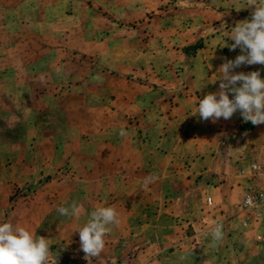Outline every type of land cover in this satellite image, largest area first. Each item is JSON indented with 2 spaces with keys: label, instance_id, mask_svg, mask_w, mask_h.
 <instances>
[{
  "label": "rangeland",
  "instance_id": "rangeland-1",
  "mask_svg": "<svg viewBox=\"0 0 264 264\" xmlns=\"http://www.w3.org/2000/svg\"><path fill=\"white\" fill-rule=\"evenodd\" d=\"M246 2L0 0V223L45 237L57 264H264V223L257 232L243 226L235 215L238 196L218 188L225 180L231 188L245 184L236 172L250 160V135H239L236 126L227 129L230 136L220 135L211 128L224 118L202 120L195 112L191 126L211 130L185 146L181 129L170 135L166 108L188 114L187 103L177 110L172 97H192L198 104L219 91V80L205 92L196 89L202 83H190L192 67H199L194 57L200 49L241 54L230 50L229 34L237 22L251 19L252 8L236 10ZM96 39L130 60L120 67L127 74L125 94L152 97L150 105L159 107L144 113L135 103L129 107L136 112L126 119L110 114L117 98L112 85L119 82L108 78L109 55L102 64L90 53ZM140 49L156 55L160 82L152 89L135 78L133 56ZM183 55L190 59L185 69ZM242 66L245 74L259 70L264 79V65ZM183 72L189 86L180 82ZM256 136L264 137V130ZM177 143L184 154L175 150ZM104 144L115 152H93L92 146ZM170 149L171 162L183 164L176 166L180 173L170 171ZM206 154L212 158L203 172L199 160ZM146 177L156 179L145 188ZM73 202L83 205L79 218L59 214V207ZM109 206L119 223L110 226L101 254L85 258L75 230L92 211ZM217 223L223 224L220 242L211 236Z\"/></svg>",
  "mask_w": 264,
  "mask_h": 264
},
{
  "label": "clouds",
  "instance_id": "clouds-1",
  "mask_svg": "<svg viewBox=\"0 0 264 264\" xmlns=\"http://www.w3.org/2000/svg\"><path fill=\"white\" fill-rule=\"evenodd\" d=\"M242 8L253 9L251 19L237 22L229 34V39L234 41L229 46L230 50L239 48L241 54L234 60L225 59L219 67L218 77L211 82L220 81L219 91L207 93L199 99L196 114L202 120L211 119L215 122L221 117L228 120L239 111L245 122L264 124V79L260 71L234 73V69L242 65H264V0H247L246 6L236 10ZM229 92L234 94L232 99L229 98ZM120 135L126 133L121 130ZM155 179L146 177L144 187ZM247 202L251 203V197H248ZM57 211L62 216L79 218L84 208L73 202L70 206L59 207ZM118 223L119 213L113 207H99L90 213L84 226L75 230L79 233L80 247L85 258L101 254L110 226ZM211 236L215 242L222 241V223L214 226ZM0 264H57V257H52L50 244L45 237L34 236L24 227L5 222L0 223Z\"/></svg>",
  "mask_w": 264,
  "mask_h": 264
},
{
  "label": "crops",
  "instance_id": "crops-1",
  "mask_svg": "<svg viewBox=\"0 0 264 264\" xmlns=\"http://www.w3.org/2000/svg\"><path fill=\"white\" fill-rule=\"evenodd\" d=\"M120 11L125 12V9L121 8ZM124 12H123V14H124ZM117 29L119 30V28H117ZM93 42H94V43H92L93 45H90V46L88 45L89 48H91L90 53L92 55H94L96 58H101L102 64H104V62H105L104 61V54L109 55L108 61L106 63H107V66L110 68V70H108V73L111 75L108 74L109 75L108 78L111 82H116V81L119 82L118 85H115V84L112 85V89H114L113 92H115V94H117V98L112 100V102H114L115 107L112 106L110 108V114L113 115L116 113L117 115H121L122 117H124V119H126V116H128V115L130 116V113L134 114L136 112L135 111L133 113V111H131L130 107H129V106H135V103L137 104L138 107H140V109L144 113L152 111L154 109V107H156V106L159 107L158 104L156 106L150 105L152 97L148 98V97L142 96V97L137 98V95H135V98H133L134 99L133 100L132 94H134V93L125 94L124 91L127 90V83H126L127 82V74L122 73L121 71H124V70L121 69L120 67L124 66L125 64L131 65V63L128 62L130 60L128 59V57H126L124 52H122L121 50L118 51V48H113L112 44H110L111 47H109L108 45H106V43H104V41H100V40L96 39V40H93ZM109 42H110V40H109ZM148 53L150 54V56L147 55ZM148 53L146 51L143 52V50L140 49V52H138V54L136 52L137 56H133V61H134L133 64L135 65V69H137V70H135V78L136 77H142L143 78V79L139 80L140 83H142L141 86L143 84H145L147 86V88L152 89L154 87L153 86L154 84H156V83L159 84V82H160V79L158 78L159 67H158V63L156 62V60H154L156 58L154 51H150ZM206 53H208V54L206 55ZM209 53H211V52H205L202 49L198 50V52L196 53V56L194 57V61L197 60L199 67L197 66V64H195V66L192 67V72L195 74H199L200 76H199V79H196V77H195L196 75H194L193 73L190 72V74H192V75H190V78H189L191 84L196 83V82L202 83L204 92H205L206 88L211 89V87H210L211 84H209V82L211 83L214 79H216L218 77L219 67L221 66L222 63L225 62V59L234 60L235 57L238 55V54H235L234 51L220 52V51L216 50L211 55H209ZM211 57H213L216 60L214 63H210L209 58H211ZM147 58H149L150 60L149 59L147 60ZM182 58H183V63L180 66H182V68L185 69L187 67V61L190 59H188L186 61L185 55H183ZM105 59H107V58H105ZM185 65H186V67H185ZM196 66H197V70H196ZM212 68L215 70L213 71ZM95 70H96L95 68L92 69L93 72H95ZM243 70H244V67L241 66L239 68L234 69V73H235V71L237 73L243 72ZM249 70L250 69H248V71H246V72H250ZM210 74L211 75L213 74L214 78H212V76H209ZM184 77H185V75L183 72L182 76L180 77L181 84L184 83L185 86H189L184 82L185 78H186V77L185 78ZM200 87L196 88V89H200ZM138 90H141V89H138ZM201 91H202V89H201ZM230 94H232V93H230ZM127 96H129V98H127ZM136 98L138 100H136ZM172 102H173V105H175L174 108H178L177 110H183L185 108V104L187 103L186 111L188 112V114H185V110H183L184 115H180V114L175 115L176 113L172 114V111H170V106L169 105H168L169 107L166 106L168 115L170 116V135H175L177 133V131H179V129H181L179 131V132H182V136L180 138V141L183 142V145H185V146L188 144V142H191V139H196V140L202 139L203 140L205 137L204 135H206V131L211 130V129L213 131L216 130L217 133L220 135H223V136L229 135L230 136L231 132H227V129L230 126H231V128L236 126V128H237L236 130L240 131L239 135L240 134L242 136L250 135L251 138L249 140V143L247 144V146H248L247 152L251 148H253L252 150H254V147L256 149L257 145L262 146L264 144V137H262L260 139L259 138L260 136H258V137L256 136L257 133L264 130V128H263L264 124L253 125L250 121L245 122L242 117L241 118L238 117V116H240L239 111H237L236 113L233 114V115H236V117L238 119H234V121L231 119H228V120L223 119L221 121L220 125H218V129L215 126H212V128L209 129L205 125L203 126L201 123L199 126L194 127V126H191V124L189 123L190 118L195 114V112L197 111V107H198V104L194 101V99H192V97L191 98H183V97L177 95L174 98L172 97V99L170 100V104ZM176 102H177V104H176ZM164 105H165V102L163 103L162 106H164ZM191 105L194 106V108L192 110L189 109L191 107ZM142 111H140V113L137 114L138 118H139V115H141L143 113ZM231 122L232 123L234 122L233 125H231ZM243 124H245L246 126L242 127ZM251 145L254 147L250 148ZM92 148H93L94 153L100 152V148H102L101 152H103L104 154L105 153L113 154L115 152V148L111 149V147H107V145H105V144H104V146H101V147L92 146ZM118 149L124 150V151H126V153H131V150L133 148L119 147ZM175 150L179 154H184V152H183L184 147L180 143L176 144ZM172 157H173V154H172V151L170 149V171L173 170L176 173H180L181 172L180 167H178V170H176V166H178V164H179V166H182L183 164L180 163V161H178L177 163L171 162ZM211 158L212 157H209L207 154L204 156V158L200 157L199 163L202 166L203 172H207L208 167H209L208 163L211 161ZM175 162H176V160H175ZM236 176H237L236 178H238V176H239L238 172H236ZM222 178L227 179L226 176H223ZM230 184H231V182H228V181L226 182V180H225L222 183V185L220 184V186L218 188L222 189L223 191L226 190L227 192L231 191L232 194L235 193L238 196V198H236V199L240 200L239 197H240V192L242 191V188H243V182L241 185H239V187H238L239 189L236 188V186L234 188H231ZM227 185H229V186H227ZM209 191L214 192V190H212V189H209ZM223 206L225 208L228 207L227 204H225ZM254 232H257V230H255Z\"/></svg>",
  "mask_w": 264,
  "mask_h": 264
},
{
  "label": "built area",
  "instance_id": "built-area-1",
  "mask_svg": "<svg viewBox=\"0 0 264 264\" xmlns=\"http://www.w3.org/2000/svg\"><path fill=\"white\" fill-rule=\"evenodd\" d=\"M239 175L245 179V184L235 215L243 226L256 230L264 223V144L252 150L249 162L240 169ZM248 197L251 203L247 202Z\"/></svg>",
  "mask_w": 264,
  "mask_h": 264
},
{
  "label": "trees",
  "instance_id": "trees-1",
  "mask_svg": "<svg viewBox=\"0 0 264 264\" xmlns=\"http://www.w3.org/2000/svg\"><path fill=\"white\" fill-rule=\"evenodd\" d=\"M198 46H196V45H191V46H189L188 47V49H194V48H197ZM246 125L245 124H243L242 125V127H245Z\"/></svg>",
  "mask_w": 264,
  "mask_h": 264
}]
</instances>
